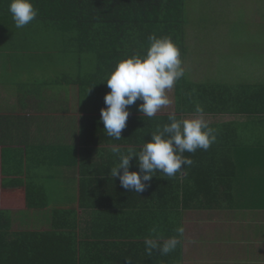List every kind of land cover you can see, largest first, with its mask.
<instances>
[{
	"label": "trees",
	"instance_id": "obj_1",
	"mask_svg": "<svg viewBox=\"0 0 264 264\" xmlns=\"http://www.w3.org/2000/svg\"><path fill=\"white\" fill-rule=\"evenodd\" d=\"M31 2L38 10L36 19L23 28H17L9 12L10 0H0V52H4L6 56L7 67L29 60L34 52L39 54L41 51L38 48L37 51L34 50L35 46L59 43L64 51L76 53L78 72L75 76L43 80L42 83L44 86H75L78 89V107L81 115L79 142L73 147L51 150L54 154L51 157L55 160L51 164L79 168L81 171L78 208L98 209L108 205L116 206L115 204L126 206L125 208L130 210L136 208L144 219L139 224H143L147 219L153 221L146 214L151 213L153 219L156 217V220H160L163 212L167 213V210L180 205L188 208L210 207L208 204L212 198H200L198 195L204 185L210 184L209 175L204 173L210 168L206 165L207 157L215 162V157L220 156L223 139L230 137L227 130L231 128V124L209 125L216 130L215 143L206 151L197 149L195 153H184L193 160V164L185 167L184 171L174 177H165L157 172L148 182L149 186L145 191L131 192L121 186L119 177L110 176V169L118 163V157L112 153L111 148L116 145L123 147L122 152L129 148L138 151L145 141L151 139L150 135L157 126L169 123L170 114L145 117L138 111V105L142 101L137 100L128 107L130 115L125 129L122 130L121 139L108 137L100 120V110L107 107L104 97L110 91L105 80L118 61L146 52L149 36L155 35L171 37L181 53L185 76L178 80L171 90L174 98L173 113L177 119L193 118L197 104L204 110V119L228 114L264 115V83L262 86H247L211 80L198 83L188 80L186 0H31ZM46 32L50 34H44ZM87 54L90 55L89 61L93 69L89 73L84 72L82 62L83 56ZM38 59L41 60V57ZM98 167L102 168L104 173L105 169L108 170V173L100 174L102 178L93 179L90 169ZM122 171L121 169V174ZM129 171L139 172L138 164L135 162L131 165ZM211 177L212 180L215 179V183L216 180H220L219 176ZM93 188L101 191H92ZM7 192L0 195V200L5 201L4 205L0 203V264H94V260H87L90 254L113 251L114 246L107 243L85 242L84 228L79 223L77 208L53 210L50 213V227L47 231L13 230L12 209L17 205L8 206V200L16 194ZM16 196L21 200L18 195ZM219 198L220 196L216 200ZM23 199L25 200L23 209L26 211L47 208V198L28 189ZM204 200L207 202L204 203ZM130 214L129 211L123 212V216L129 217ZM96 216L99 214L94 215ZM155 222L153 221L157 227L159 224ZM93 223L95 225V220ZM137 232L142 233V228ZM174 232L172 228L168 231L172 235ZM125 233L135 236V232L128 228L122 230L123 237L120 238H129L124 237ZM144 249L146 251V246ZM154 252L158 253L159 250L156 249Z\"/></svg>",
	"mask_w": 264,
	"mask_h": 264
},
{
	"label": "crops",
	"instance_id": "obj_2",
	"mask_svg": "<svg viewBox=\"0 0 264 264\" xmlns=\"http://www.w3.org/2000/svg\"><path fill=\"white\" fill-rule=\"evenodd\" d=\"M256 46L257 50L253 44L252 51L247 52L262 54L261 46ZM7 66L6 56L0 52V195L9 191L21 199L14 195L8 200V206L17 205L12 209L13 230L18 226L17 231H47L53 210L77 208L85 242L114 246L109 253L90 254L87 260H94V264H127L128 258L132 264H264V115L228 114L206 118L211 126L231 124L227 130L230 137L223 139L220 156L215 157V162L207 157L206 165L210 168L204 173L209 175L210 184L204 185L198 195L211 197L210 207L180 205L163 212L160 220L153 219L151 213L146 214L159 224L157 227L150 219L139 224L144 219L136 208L130 210L119 204L98 209L78 208L81 171L51 164L55 161L51 157L53 148L73 147L79 142L78 89L44 86L42 78H10ZM256 81L242 84L262 86V79ZM135 162L133 157L130 163ZM100 167L90 169L93 179L108 173ZM213 175L220 180L215 183ZM27 189L46 197L47 208L24 210ZM92 191L101 190L93 188ZM4 202L0 200L3 205ZM125 211L131 213L129 217L123 216ZM95 214L99 216L94 217ZM178 226H183L184 234L175 251L167 255L145 251L146 239L163 244L177 236ZM128 228L135 236L125 233L124 237L129 238H120L122 230ZM139 228L142 233L138 234ZM153 228L155 232L151 231ZM171 228L175 231L173 235L168 233ZM108 236L115 238L108 239Z\"/></svg>",
	"mask_w": 264,
	"mask_h": 264
},
{
	"label": "clouds",
	"instance_id": "obj_3",
	"mask_svg": "<svg viewBox=\"0 0 264 264\" xmlns=\"http://www.w3.org/2000/svg\"><path fill=\"white\" fill-rule=\"evenodd\" d=\"M9 12L17 28L25 27L38 15L31 0H10ZM184 76L180 50L171 37L150 35L146 52L118 61L105 80L110 91L104 97L107 107L100 110V120L107 136L121 139L130 115L128 107L137 100L142 101L138 111L148 118L170 106L172 101L167 93ZM168 120L169 123L157 126L150 135L151 139L145 141L138 151L129 148L122 152L118 146L111 148L112 153L118 157V163L110 169V176L119 177L124 189L142 193L157 172L165 177L176 176L193 164V160L184 153H195L197 149L206 151L217 139L216 130L204 119V110L199 104L196 105L193 118L177 119L173 113ZM133 157L136 158L139 172L129 171ZM151 231L155 232L156 229ZM176 233L177 236L170 237L163 244L146 239V251L150 254L159 249L160 254H169L180 244L179 238L184 234L183 226H178ZM126 261L132 264L131 258Z\"/></svg>",
	"mask_w": 264,
	"mask_h": 264
},
{
	"label": "rangeland",
	"instance_id": "obj_4",
	"mask_svg": "<svg viewBox=\"0 0 264 264\" xmlns=\"http://www.w3.org/2000/svg\"><path fill=\"white\" fill-rule=\"evenodd\" d=\"M186 16L188 80L242 84L262 79L264 82V0H186ZM253 44L256 50V45L261 46L262 54L247 52L252 51ZM35 47L34 50L41 51L39 54L34 52L29 60L9 66L10 78L51 81L77 74L76 53L64 51L59 43ZM89 59L90 55L83 56L86 73L93 70ZM171 90L167 93L171 105L168 110H159L165 114L174 112ZM14 230H19L18 226Z\"/></svg>",
	"mask_w": 264,
	"mask_h": 264
}]
</instances>
